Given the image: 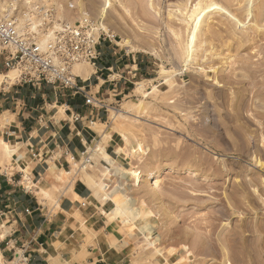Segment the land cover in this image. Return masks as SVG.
<instances>
[{
	"label": "rangeland",
	"instance_id": "1",
	"mask_svg": "<svg viewBox=\"0 0 264 264\" xmlns=\"http://www.w3.org/2000/svg\"><path fill=\"white\" fill-rule=\"evenodd\" d=\"M183 1L0 0V17L17 16L22 31L96 20L115 37L102 43L123 55L119 64L133 66L127 74L121 65L122 77L113 76L129 80L123 93L97 97L108 105L94 127L104 133L80 161L64 169L50 162L37 184L29 167L24 173L22 185L52 209L78 179L89 187L67 215L72 262L264 264V0H204L232 18L213 11L194 54L186 50L189 30L177 19ZM18 75L0 61V83H16ZM137 83L144 94L135 92ZM12 119L0 112L2 168L13 158L33 159L29 148L1 135ZM8 147L12 155H3ZM149 231L153 240L145 243L139 233Z\"/></svg>",
	"mask_w": 264,
	"mask_h": 264
},
{
	"label": "crops",
	"instance_id": "2",
	"mask_svg": "<svg viewBox=\"0 0 264 264\" xmlns=\"http://www.w3.org/2000/svg\"><path fill=\"white\" fill-rule=\"evenodd\" d=\"M99 51L100 59L95 66L86 68L88 74L80 76L78 83L94 97L123 93L129 80L124 77L122 82L113 76L122 77L119 74L121 65L122 72L130 74L128 70L133 68L132 64H119L123 55L110 49L109 43H102ZM132 61L136 62L134 57ZM138 65L135 64L136 68ZM110 98H104V102H110ZM104 111L107 110L85 105L81 95L57 91L50 85L33 87L19 81L0 83V112L13 118L7 128L11 132L9 142L22 144L26 149L29 146L38 148L42 156L41 160L28 161L13 158L4 168L0 166V215L4 216L0 218L3 222L0 261L8 262L16 253L23 252L30 264H78L71 261L76 246L67 215L78 208L79 200L86 198L89 187L78 179L52 209L38 197L37 190H27L22 181L28 167V178L37 184V178L46 166L49 169L50 162L64 169L80 161L98 135L94 127L102 124ZM73 115H78L79 119L74 120ZM99 261L88 260L87 264H99Z\"/></svg>",
	"mask_w": 264,
	"mask_h": 264
},
{
	"label": "built area",
	"instance_id": "3",
	"mask_svg": "<svg viewBox=\"0 0 264 264\" xmlns=\"http://www.w3.org/2000/svg\"><path fill=\"white\" fill-rule=\"evenodd\" d=\"M42 15L51 20L47 12ZM112 39L115 37L102 31L96 20L87 17L72 23L49 21L37 32L20 31L17 16L0 17V61L5 69L18 71L19 82L33 87L50 85L57 91L81 95L85 105L101 110H107L108 105L85 91L73 68L80 63L95 66L101 56L100 45ZM73 119L78 120V115ZM1 135L9 138L11 132L5 130ZM29 152L33 159L41 160L38 148L29 146ZM3 264H30V260L22 252Z\"/></svg>",
	"mask_w": 264,
	"mask_h": 264
},
{
	"label": "bare ground",
	"instance_id": "4",
	"mask_svg": "<svg viewBox=\"0 0 264 264\" xmlns=\"http://www.w3.org/2000/svg\"><path fill=\"white\" fill-rule=\"evenodd\" d=\"M149 1H151V0H149ZM181 1V0H180ZM203 1L204 0H184L183 2H177L178 3V5L179 6H177V5H175V4H173V5H175V6H177L176 8V11L177 12H179L178 13V15H177V12L175 11V9H174V12H176L175 14L177 15V19H178V22H180L181 24H183L188 30H189V37H188V42H189V45L186 47V50H187V53L188 54H191V53H193L192 52V49H193V43H194V40L196 39V37L199 35V34H201L203 31L205 32H207L208 31V29H209V27H210V23H209V21H210V17H209V15L213 12V11H220V12H223V13H225V14H227L229 17H231L232 18V16L229 14V12L228 11H226L224 8H222L221 6H219L218 4H216V3H211L210 5H203ZM148 2V1H147ZM211 2H213V1H211ZM107 3H108V1H106L105 2V5H107ZM183 3V4H182ZM151 4V3H150ZM166 4V3H165ZM207 4V3H206ZM104 5V4H103ZM104 5V6H105ZM147 5H148V3H147ZM153 5V4H152ZM158 5V4H157ZM147 7V6H146ZM166 7V6H165ZM168 7V6H167ZM186 7V8H185ZM107 8V7H106ZM106 8H103V9H101L100 11L102 12L104 9H106ZM171 8H174V7H171ZM153 9V8H152ZM171 10V9H170ZM168 12V11H167ZM174 12H172L171 11V13H170V15L172 14V13H174ZM5 13V12H4ZM3 13V14H4ZM169 13V12H168ZM155 14V13H154ZM175 14L173 15V17L175 16ZM166 15V14H165ZM167 15H169V14H167ZM4 17H6L5 15H3ZM102 16V15H101ZM100 16V17H101ZM171 19V18H170ZM174 19H175V17H174ZM177 19H175V20H177ZM168 23V22H167ZM99 26H100V28L102 29V31H104L105 33H106V28L103 26V24H100L99 23ZM18 28H19V30L21 31V28L22 27H20V25L18 24ZM177 29V28H176ZM172 30V29H171ZM184 30H186V29H184ZM112 36H114V35H112ZM202 37V36H201ZM190 39V40H189ZM125 42V41H124ZM187 42V43H188ZM203 45V44H202ZM184 48V47H183ZM186 53V52H185ZM194 54V53H193ZM187 57H189V55L187 56ZM86 68H88V67H82V66H74V73L76 74V75H78V76H82V77H84V76H86L87 74H88V70L86 69ZM13 73V72H12ZM6 76V75H5ZM145 90H144V88H143V85H142V83H137L136 84V88H135V92L137 93V94H140V95H142V94H144L145 92H144ZM127 109V108H126ZM95 131H96V133L98 134V135H103V131L102 130H100V129H95ZM95 144V143H94ZM5 148V147H4ZM2 150H3V148H2ZM1 151V150H0ZM10 151L12 152V150H11V148H7V151L5 150V151H2V153L3 152H5V153H3V155L4 154H6L7 155V153L10 155L11 153H10ZM97 152H98V154H103L104 156H106L107 154L105 153V152H103V150L102 149H98L97 148ZM8 155V156H9ZM12 155V154H11ZM9 157H12V156H9ZM107 160H109V158L107 159ZM158 172H156V173H153V174H151L150 175V177H149V179H148V181H147V183L149 184V183H151L150 181H153V184H151L150 186L152 187V186H156L157 185V181L156 180H154L155 178H157V177H159V174H157ZM73 210V209H72ZM132 210V209H131ZM135 211V210H134ZM112 213V212H111ZM127 213H129V212H127ZM126 213V214H127ZM115 214V213H114ZM122 214V213H121ZM130 216V215H129ZM121 217V216H120ZM125 217H126V215H125ZM75 218V217H74ZM135 219V218H134ZM7 220V219H6ZM120 220H121V218H120ZM121 223H123V221L121 220ZM128 224V223H127ZM126 224V225H127ZM139 224H137V226H138ZM132 226V225H131ZM139 227H141V225H139ZM134 228H135V225H134ZM143 229H147V228H144V225H143ZM140 235L142 234V236L144 235L149 241H147L145 238H143V239H145V241H147V242H145V243H151V241L153 240H151L149 237L151 236L150 234V231H149V233H139ZM2 237H3V234H2ZM152 237H154V235H152ZM130 238V237H129ZM128 238H126L125 240H127ZM226 239V238H225ZM228 239V238H227ZM151 240V241H150ZM157 240V239H156ZM143 241V240H142ZM157 241H159V240H157ZM54 243H56V241H53ZM131 242V241H130ZM138 242V241H137ZM161 242V241H160ZM163 242V241H162ZM161 242V243H162ZM233 242V241H232ZM133 243V242H132ZM139 243V242H138ZM144 243V242H143ZM153 243H154V241H153ZM155 243H158V242H156L155 241ZM197 243H200L199 241H197ZM202 243V242H201ZM51 244V243H50ZM124 245V243H122L121 245H120V247H122ZM136 245H138V244H136ZM149 245V244H148ZM55 245H53V247H54ZM57 246V245H56ZM55 246V247H56ZM114 246V245H113ZM144 246V245H143ZM139 247H140V245H139ZM139 250L141 249V248H138ZM42 250V249H41ZM141 251V254L142 255H147V254H149V253H147V254H145L144 253V251H142V249L140 250ZM153 255V254H152ZM149 256V255H148ZM48 257V256H47ZM50 258V257H49ZM55 260V259H54ZM47 261V260H46ZM51 261H53V259L51 260ZM55 263V262H54ZM65 263V262H64ZM68 264V263H67ZM90 264V263H89ZM134 264V263H133Z\"/></svg>",
	"mask_w": 264,
	"mask_h": 264
}]
</instances>
